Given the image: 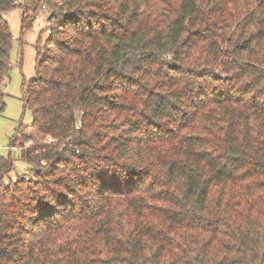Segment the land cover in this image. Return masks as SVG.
I'll use <instances>...</instances> for the list:
<instances>
[{
  "label": "trees",
  "instance_id": "trees-1",
  "mask_svg": "<svg viewBox=\"0 0 264 264\" xmlns=\"http://www.w3.org/2000/svg\"><path fill=\"white\" fill-rule=\"evenodd\" d=\"M23 1L0 113L4 14L50 15L0 264H264V0Z\"/></svg>",
  "mask_w": 264,
  "mask_h": 264
},
{
  "label": "rangeland",
  "instance_id": "rangeland-1",
  "mask_svg": "<svg viewBox=\"0 0 264 264\" xmlns=\"http://www.w3.org/2000/svg\"><path fill=\"white\" fill-rule=\"evenodd\" d=\"M22 2L24 1L22 0ZM32 2L33 0H28V4ZM49 15V11H44L41 16L36 17L37 20L33 28L23 34L22 9L18 8L4 14V18L10 24L11 32L15 39L13 40L10 55L12 69L4 83V102L6 107L0 113V154L5 157L12 155L15 160V168L10 176L13 181L29 172L27 164L19 161L20 145L18 144L16 149L11 151V140L16 136L19 123L27 127H30L33 123L32 112L25 109L23 88L25 83L35 78V47L42 33L43 43L48 37V33L45 30L49 26L47 21ZM31 145V143L25 144L24 149H28Z\"/></svg>",
  "mask_w": 264,
  "mask_h": 264
},
{
  "label": "built area",
  "instance_id": "built-area-1",
  "mask_svg": "<svg viewBox=\"0 0 264 264\" xmlns=\"http://www.w3.org/2000/svg\"><path fill=\"white\" fill-rule=\"evenodd\" d=\"M44 11H45V8H44L43 11H41V12L38 13L37 17L41 16V15L43 14ZM15 149H16V147L11 146V151H13V150H15ZM26 178L28 179V176H26Z\"/></svg>",
  "mask_w": 264,
  "mask_h": 264
}]
</instances>
